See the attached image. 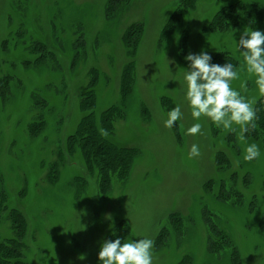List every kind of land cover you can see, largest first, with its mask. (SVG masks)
Segmentation results:
<instances>
[{"label": "rangeland", "instance_id": "1", "mask_svg": "<svg viewBox=\"0 0 264 264\" xmlns=\"http://www.w3.org/2000/svg\"><path fill=\"white\" fill-rule=\"evenodd\" d=\"M107 2L0 0V79L8 80L0 87V241L14 237L8 212L15 209L25 223L23 264H100L102 243L115 240L121 225L122 244L154 241L153 264H264L261 140L245 133L242 142L238 126L230 131L208 118L193 119L184 91L189 53L226 52L239 72L231 87L255 108L262 95L236 43L246 29L264 32V22L255 21L253 29L240 17L223 32L204 27L236 2L264 13V0H196L192 10L180 7L181 22L163 38L162 26L179 0H117L110 13ZM133 24L142 27L133 88L109 139L134 149L135 156L128 177L112 179L102 193L80 152L66 155L65 141L83 116L79 95L92 70L93 113L119 104L121 69L131 61L122 34ZM186 30L184 51L179 40ZM36 41L51 52L42 62L29 49ZM175 106L182 117L167 129L164 122ZM39 117L44 128L30 136L28 125ZM195 123L201 133L186 135ZM252 143L260 155L246 162L245 148ZM193 144L200 155L189 158ZM220 153L225 163H216ZM54 164L58 175L51 182Z\"/></svg>", "mask_w": 264, "mask_h": 264}, {"label": "trees", "instance_id": "2", "mask_svg": "<svg viewBox=\"0 0 264 264\" xmlns=\"http://www.w3.org/2000/svg\"><path fill=\"white\" fill-rule=\"evenodd\" d=\"M128 0H124V4ZM117 0H108L106 12H112V4H116ZM196 0H179V6L175 11L168 17L165 24L162 26L159 38H163L173 28L178 26L183 18V13L180 7L184 10H192ZM118 2L116 5L118 6ZM115 8L114 10H116ZM254 13L246 10L242 2H236L232 5L224 6L219 9L210 19V22L205 29L211 31H226L229 27H235L238 25L239 18L242 17L244 20L250 22L251 28H255V21L264 22V13L259 11L258 7H254ZM188 30V29H187ZM183 31L179 40V47L186 49V43L188 33ZM142 35V27L138 24H133L127 27L122 34V41L124 43L126 54L131 59L123 65L119 78V104L111 105L98 116L93 113L95 107L96 97L94 93V87L96 86L97 75L93 70L90 72L89 81L84 92L79 95V109L82 111L83 116L77 122L75 132L70 134L65 141V153L68 157L74 155L77 151L80 152L84 160L85 169L89 173H96L98 178V187L102 193L108 190L112 179H125L129 175L132 160L135 156V150L131 148L118 147L113 144L109 139L114 129V121L116 119H123L125 108V100L132 91V85L134 83V71L135 61L134 57L138 49L140 38ZM38 57L35 59L36 62H42L46 58L51 56V52L44 43L35 42L29 46ZM182 51V50H181ZM185 53V52H184ZM211 63L224 65L231 63L234 66V61L226 52H218L211 56ZM7 77L0 79V87L3 89L7 84ZM256 119L253 122L254 126H249V130L246 136L252 139L261 140L262 147L264 149V96H261L255 106ZM44 121L39 117L34 122L28 125V132L30 136H37L44 128ZM107 130L108 136H102L100 129ZM218 161L216 163L226 162L224 154L220 153L217 155ZM216 158V159H217ZM58 167L56 164L53 165L50 178L51 182L56 181ZM221 196V194H219ZM222 197V196H221ZM223 198V197H222ZM175 215L169 216L170 221L175 220ZM8 219L10 222V229L14 233V237L8 238L7 240L0 241V264H23L22 262V237L25 232V223L22 214L12 209L8 212ZM171 221V222H172ZM125 226H120L119 233L114 236L115 239H124L125 237ZM108 240V238H106ZM156 244L159 245L163 239V235H159L156 238ZM223 242L227 241L226 236H222ZM229 243V242H227ZM216 245V243L214 244ZM234 259H236L235 253H233ZM233 259V260H234Z\"/></svg>", "mask_w": 264, "mask_h": 264}, {"label": "clouds", "instance_id": "3", "mask_svg": "<svg viewBox=\"0 0 264 264\" xmlns=\"http://www.w3.org/2000/svg\"><path fill=\"white\" fill-rule=\"evenodd\" d=\"M236 44L237 51L243 58L244 69L250 78L255 77L259 93L264 96V32L246 29ZM185 59L189 62L184 75L185 100L193 119L208 118L217 127L222 126L230 131H235L233 125L238 126V139L245 141L249 126H254L256 110L253 102L246 100L239 91L231 87V83L239 79V72L231 63H211V56L203 51L200 54L189 53ZM241 87L245 85L242 84ZM167 116L164 127L171 129L182 117L180 106L168 111ZM201 129L202 125L195 123L187 129L186 135L196 136L201 133ZM100 133L108 136L107 130L103 128ZM199 155L198 145L193 144L189 158ZM259 155L258 145L252 143L245 148L243 159L251 162L259 158ZM153 246L154 241L147 238L123 244L119 238L106 240L100 247L98 260L100 264H153Z\"/></svg>", "mask_w": 264, "mask_h": 264}]
</instances>
